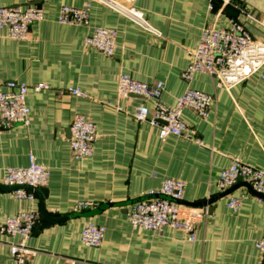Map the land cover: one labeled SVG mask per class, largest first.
<instances>
[{
  "label": "crops",
  "instance_id": "0c3cea01",
  "mask_svg": "<svg viewBox=\"0 0 264 264\" xmlns=\"http://www.w3.org/2000/svg\"><path fill=\"white\" fill-rule=\"evenodd\" d=\"M88 2V24L59 21L62 5ZM27 4L0 0V6ZM40 4L45 18L31 25L29 38H12L7 28H0V80L31 86L30 122L0 129L1 221L25 210L41 214L27 240L34 252L24 263L10 254V244L19 237L3 233L0 221V264H262L264 251L256 242L264 236V201L242 181L231 192L248 193L238 210L227 205L230 193L216 198L223 193L218 188L221 171L234 158L264 170V78L258 72L226 89L217 87L208 73L197 72L188 81L182 71L192 61L205 24L229 27L244 12L264 22V0H136L157 32L98 0ZM94 27L118 30L112 56L85 44ZM248 27L264 39L263 27L252 22ZM121 73L148 83L164 81L161 100L170 107L190 87L212 94L205 117L193 109L183 111L195 137L169 135L162 140L156 125L138 121L135 108L145 105L153 112L155 101L136 95L120 98ZM37 83L50 87L36 91L32 86ZM69 87L84 95H74ZM77 113L93 121L98 134L93 154L80 158L70 147ZM31 154L50 170L47 194L38 188L34 199H18L2 181L7 168L27 166ZM166 178L185 183L186 202L212 199L207 213L206 205L186 204L202 212L194 239L182 228L155 232L128 220L131 203L161 187ZM79 201L93 205L76 211ZM88 222L106 226L98 247L81 239Z\"/></svg>",
  "mask_w": 264,
  "mask_h": 264
},
{
  "label": "built area",
  "instance_id": "2783aa9c",
  "mask_svg": "<svg viewBox=\"0 0 264 264\" xmlns=\"http://www.w3.org/2000/svg\"><path fill=\"white\" fill-rule=\"evenodd\" d=\"M35 1L44 0H28L29 4L23 6H0V28H7L12 38H29L31 25L45 18L43 5L40 4L41 2L34 3ZM98 1L116 9L139 25L156 31L146 20L144 12L135 5L136 0ZM90 9L91 2L82 7L62 5L59 21L64 24H88ZM250 22L264 28V22L249 12H244L242 18H233L229 27L217 28L211 23L205 24L199 45L191 53L192 61L182 71V78L190 81L197 72H205L215 78L217 87L226 89L258 72L264 78V39L254 36L248 27ZM117 35V29L94 27L86 36L85 44L97 48L107 56H112L117 46ZM49 87L46 83L32 86L36 91ZM30 88L31 86L25 81L0 80V129L11 128L17 123L30 122L31 107L27 102ZM165 88L164 81L148 83L136 79L129 73H121L118 81V96L125 98L136 95L153 99L155 101L153 112L145 105H138L132 114L140 122L148 121L156 125L162 140L169 135L193 139L194 132L183 120V111L186 108L193 109L201 117H205L214 102V96L190 87L177 97L176 105L170 107L161 100ZM67 90L77 96L84 95L77 87H69ZM115 106L119 110H124L119 104ZM97 137V129L93 121L79 113L73 116L70 147L76 157L92 155ZM198 142L201 143L199 140ZM49 178L50 170L37 162L31 154L27 166L6 169L2 184L13 187L11 191L18 199L32 200L36 197V189L46 186ZM240 181L249 184L256 192V197L264 201V170L234 158L232 163L221 171L218 188L225 192ZM184 189L185 183L182 180L166 178L161 187L148 191L145 197H139L131 203L128 220L134 227H143L155 232H162L166 227L182 228L190 233L191 239H194V229L202 212L181 202L184 199ZM247 194V192L239 195L230 193L228 207L238 210ZM91 205H93L91 201H79L75 205V210L81 211ZM208 210L209 206L206 205L203 212L207 213ZM40 219L39 211L25 210L1 221L0 212L1 231L19 237L18 241L10 244V254L19 263H24L26 257L34 252L28 247L27 240ZM106 230L105 225L88 222L84 226L81 239L88 246L98 247L104 240ZM256 246L264 251V236L256 242Z\"/></svg>",
  "mask_w": 264,
  "mask_h": 264
},
{
  "label": "water",
  "instance_id": "95a60500",
  "mask_svg": "<svg viewBox=\"0 0 264 264\" xmlns=\"http://www.w3.org/2000/svg\"><path fill=\"white\" fill-rule=\"evenodd\" d=\"M39 2H41V1H35L34 3H39ZM213 8H214V6H213ZM241 182V181H240ZM237 183L235 186H233L232 188H230L229 190H227V191H225V192H223V193H221L220 195H218V197L216 198V199H218V198H221L222 196H224V195H226V194H228V193H231L232 191H234L241 183H243V182H241V183ZM2 185H4V184H2ZM243 185H246V186H248L251 190H252V192L254 193V194H256V192L255 191H253V189L251 188V186L249 185V184H247V183H243ZM5 187H8V188H10V189H12L13 187H11V186H7V185H4ZM41 190L45 193V194H47V190L45 189V187H41ZM212 201V199L210 200V201H201V202H192V203H190V202H186V201H184V200H182L181 202L182 203H184V204H188V205H193V206H203V205H206L207 203H209V202H211Z\"/></svg>",
  "mask_w": 264,
  "mask_h": 264
}]
</instances>
